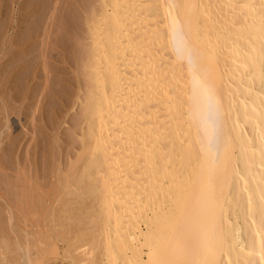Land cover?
<instances>
[{"label": "bare ground", "instance_id": "obj_1", "mask_svg": "<svg viewBox=\"0 0 264 264\" xmlns=\"http://www.w3.org/2000/svg\"><path fill=\"white\" fill-rule=\"evenodd\" d=\"M88 24L108 239L59 261L264 264V0H100Z\"/></svg>", "mask_w": 264, "mask_h": 264}, {"label": "rangeland", "instance_id": "obj_2", "mask_svg": "<svg viewBox=\"0 0 264 264\" xmlns=\"http://www.w3.org/2000/svg\"><path fill=\"white\" fill-rule=\"evenodd\" d=\"M99 2L0 0V255L11 264L25 252L33 264H67L58 256L95 232L97 254L107 246L100 196L85 168L98 150L90 151L84 112L88 23Z\"/></svg>", "mask_w": 264, "mask_h": 264}]
</instances>
